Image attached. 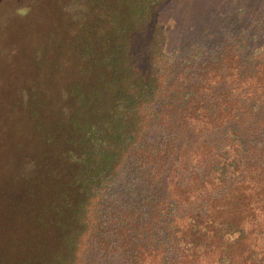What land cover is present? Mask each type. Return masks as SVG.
Masks as SVG:
<instances>
[{
  "label": "trees",
  "instance_id": "16d2710c",
  "mask_svg": "<svg viewBox=\"0 0 264 264\" xmlns=\"http://www.w3.org/2000/svg\"><path fill=\"white\" fill-rule=\"evenodd\" d=\"M163 1L101 0L84 28L24 48L39 75L52 65L30 115L53 162L34 167L35 264H264V59L239 39L167 57Z\"/></svg>",
  "mask_w": 264,
  "mask_h": 264
},
{
  "label": "rangeland",
  "instance_id": "374dc122",
  "mask_svg": "<svg viewBox=\"0 0 264 264\" xmlns=\"http://www.w3.org/2000/svg\"><path fill=\"white\" fill-rule=\"evenodd\" d=\"M101 3V0H0V264H35V247L25 244V237L30 228L28 223L35 218V203L41 207L49 196L44 185L47 177L37 182L39 169L34 167L37 158L41 165L46 164L45 170L53 165V162L47 165L48 153L34 132L33 118L30 119L31 107L36 103L34 96L38 90L44 92L36 80H44V68L52 66L50 56L39 75L34 71L36 60L28 62L30 52L24 48L37 43L47 48L52 39L47 38L48 33L60 37L81 25L84 28L80 21L90 24ZM154 11H159L154 25L164 29L166 55L173 60L186 61L189 50L196 45L201 47L204 59L210 57L215 53L214 44L221 39L228 42L239 39V43L243 42L242 56L264 59V0H164ZM91 30L86 33L89 37ZM138 37L143 40L146 36L140 33ZM61 41L69 43L65 38ZM65 53L61 50L59 63L67 61ZM59 88L61 94L66 93L65 84ZM137 187H133V192ZM133 192L129 195L130 203L137 199L138 193ZM43 235V243L46 237L49 242L48 248L58 246L56 231Z\"/></svg>",
  "mask_w": 264,
  "mask_h": 264
}]
</instances>
